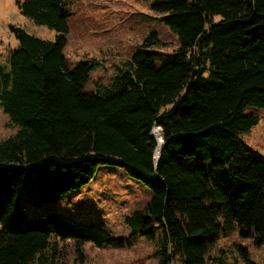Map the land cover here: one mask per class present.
<instances>
[{
	"label": "trees",
	"instance_id": "trees-1",
	"mask_svg": "<svg viewBox=\"0 0 264 264\" xmlns=\"http://www.w3.org/2000/svg\"><path fill=\"white\" fill-rule=\"evenodd\" d=\"M17 6L56 35L44 40L11 26L18 47L9 70L0 68V106L17 128L0 143V264H55L68 241L82 258L87 244L127 249L143 238L155 243L159 264H209L211 248L237 232L264 245V158L239 139L259 123L247 109H264V0L154 3L178 51L164 57L152 31L108 84L93 89L98 63L70 65L64 55L68 0ZM106 166L152 195L125 218L127 238L39 209L83 189Z\"/></svg>",
	"mask_w": 264,
	"mask_h": 264
},
{
	"label": "rangeland",
	"instance_id": "rangeland-1",
	"mask_svg": "<svg viewBox=\"0 0 264 264\" xmlns=\"http://www.w3.org/2000/svg\"><path fill=\"white\" fill-rule=\"evenodd\" d=\"M159 1L165 0H68L71 31L64 55L70 65L91 60L98 63L87 89H93L97 83L108 84L121 62L129 60L152 31L159 34L156 48L164 57L178 51L177 37L160 21L162 16L152 10V5ZM11 26L44 40H53L56 35L21 15L17 0H0V68L5 71L9 70L11 54L18 47ZM246 113L257 116L259 123L240 134L239 139L264 158V109L250 107ZM16 131L0 106V143ZM151 199L149 189L141 182L120 168L106 166L83 189L58 202L41 201L38 207L41 211L56 210L82 221L99 223L113 237L127 238L130 230L125 218L144 209ZM30 206L36 210L34 203ZM240 248L246 249L256 264H264V245L257 248L252 239L242 238L238 232L219 239L210 250L209 264H246ZM155 249V243L143 238L127 249L87 244L82 247L81 258L74 243L68 241L61 244L55 264H159Z\"/></svg>",
	"mask_w": 264,
	"mask_h": 264
},
{
	"label": "bare ground",
	"instance_id": "bare-ground-1",
	"mask_svg": "<svg viewBox=\"0 0 264 264\" xmlns=\"http://www.w3.org/2000/svg\"><path fill=\"white\" fill-rule=\"evenodd\" d=\"M153 137H154L157 141H160V136H159V133H158L157 131H155V132L153 133ZM162 139H163V138H162ZM162 144H163V143H162ZM161 146H162V145H161ZM160 150H161V149L158 148L156 155L159 154Z\"/></svg>",
	"mask_w": 264,
	"mask_h": 264
},
{
	"label": "water",
	"instance_id": "water-1",
	"mask_svg": "<svg viewBox=\"0 0 264 264\" xmlns=\"http://www.w3.org/2000/svg\"><path fill=\"white\" fill-rule=\"evenodd\" d=\"M162 147H163V145H162ZM162 147H161V149H162ZM160 154H161V150H160L159 154L156 155V161H157V162H158V160H159V158H160Z\"/></svg>",
	"mask_w": 264,
	"mask_h": 264
}]
</instances>
